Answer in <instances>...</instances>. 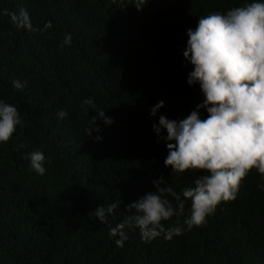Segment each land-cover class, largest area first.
Segmentation results:
<instances>
[{"label": "trees", "instance_id": "obj_1", "mask_svg": "<svg viewBox=\"0 0 264 264\" xmlns=\"http://www.w3.org/2000/svg\"><path fill=\"white\" fill-rule=\"evenodd\" d=\"M244 2L147 0L138 11L131 0H0V13L23 6L37 29H17L0 14V99L23 121L0 142V264H264V190L257 187L264 176L255 168L236 198L218 204L199 227L144 242L126 225L123 247L108 235L130 214L126 205L155 191L153 180L163 177L179 193L207 174L165 167L168 150L151 125L161 114L185 117L203 98L186 82V30ZM46 21L52 27L44 29ZM66 33L71 44L61 46ZM13 79L24 87L14 89ZM87 97L114 121L98 118L101 131L90 136L89 118L97 113L82 109ZM60 109L67 116L58 117ZM38 149L46 157L42 176L26 158ZM113 202L118 208L100 222L95 208ZM190 205L161 223L182 225Z\"/></svg>", "mask_w": 264, "mask_h": 264}, {"label": "clouds", "instance_id": "obj_2", "mask_svg": "<svg viewBox=\"0 0 264 264\" xmlns=\"http://www.w3.org/2000/svg\"><path fill=\"white\" fill-rule=\"evenodd\" d=\"M146 3L147 0H131L129 4L139 11ZM0 14L8 15L17 29L37 30L23 6L15 12L4 9ZM50 27L51 21L43 25L44 29ZM186 35L182 55L191 65L186 82L189 86L198 85L203 98L185 117L169 119L161 114L151 127L168 150L165 167L171 166L176 173L204 169L207 174L198 175L194 186L179 193L165 186L163 177L153 180L155 191L126 205L130 214L109 228V237H119L114 241L117 247H123L128 238L123 231L126 225L137 228L144 242L161 236L170 240L173 235L199 227L207 223L206 217L215 212L218 204L236 198L242 179L252 168L264 176V0H245L224 12L201 16L195 28L186 30ZM71 40V33H66L61 46L70 45ZM12 86L21 89L24 84L13 79ZM163 103L157 101L149 114L156 116ZM81 107L86 113L89 108L97 113L89 118L87 136L101 131L95 123L98 118L105 125L114 122L103 108L94 105L91 97L83 99ZM202 108L207 113L203 118ZM57 115L64 118L67 112L60 109ZM17 125L23 126L17 107L0 99V142H7ZM93 139L99 141L102 136ZM26 158L31 170L37 175L45 174L46 157L42 150L29 152ZM257 187L264 190V184ZM165 194L177 201L175 207ZM187 200L191 205L183 224L165 227L161 222L182 215ZM117 208L116 202L106 207L99 205L95 216L100 222H107Z\"/></svg>", "mask_w": 264, "mask_h": 264}]
</instances>
